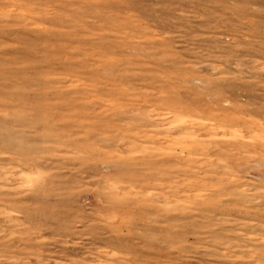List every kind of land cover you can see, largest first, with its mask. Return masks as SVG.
Masks as SVG:
<instances>
[{
    "label": "rangeland",
    "instance_id": "rangeland-1",
    "mask_svg": "<svg viewBox=\"0 0 264 264\" xmlns=\"http://www.w3.org/2000/svg\"><path fill=\"white\" fill-rule=\"evenodd\" d=\"M0 264H264V0H0Z\"/></svg>",
    "mask_w": 264,
    "mask_h": 264
}]
</instances>
